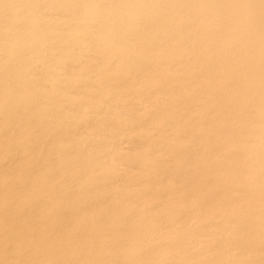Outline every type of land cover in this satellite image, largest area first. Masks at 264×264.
Here are the masks:
<instances>
[{
    "label": "bare ground",
    "instance_id": "obj_1",
    "mask_svg": "<svg viewBox=\"0 0 264 264\" xmlns=\"http://www.w3.org/2000/svg\"><path fill=\"white\" fill-rule=\"evenodd\" d=\"M0 264H264V0H0Z\"/></svg>",
    "mask_w": 264,
    "mask_h": 264
}]
</instances>
